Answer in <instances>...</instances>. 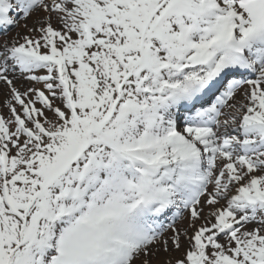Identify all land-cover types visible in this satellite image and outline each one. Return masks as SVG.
<instances>
[{"label":"snow or ice","instance_id":"obj_1","mask_svg":"<svg viewBox=\"0 0 264 264\" xmlns=\"http://www.w3.org/2000/svg\"><path fill=\"white\" fill-rule=\"evenodd\" d=\"M0 264H264V0H0Z\"/></svg>","mask_w":264,"mask_h":264}]
</instances>
